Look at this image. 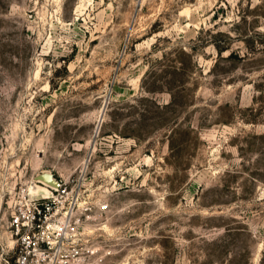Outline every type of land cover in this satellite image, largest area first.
Segmentation results:
<instances>
[{
  "label": "rangeland",
  "instance_id": "obj_1",
  "mask_svg": "<svg viewBox=\"0 0 264 264\" xmlns=\"http://www.w3.org/2000/svg\"><path fill=\"white\" fill-rule=\"evenodd\" d=\"M0 264H264V0H0Z\"/></svg>",
  "mask_w": 264,
  "mask_h": 264
},
{
  "label": "built area",
  "instance_id": "obj_2",
  "mask_svg": "<svg viewBox=\"0 0 264 264\" xmlns=\"http://www.w3.org/2000/svg\"><path fill=\"white\" fill-rule=\"evenodd\" d=\"M51 206H53V204L49 203V202L42 203V204H40V206H37L35 212L33 213V217L30 220H28L26 225H29V223H31V229L35 228V226L37 224H40L42 219L47 216V212H48V210L49 211L51 210L50 209ZM46 207H48L49 209L46 210ZM15 221H16L17 228H19L20 218L19 217L16 218ZM22 224H24L23 221H22ZM22 257L25 260V259H27L28 254L22 253Z\"/></svg>",
  "mask_w": 264,
  "mask_h": 264
},
{
  "label": "water",
  "instance_id": "obj_3",
  "mask_svg": "<svg viewBox=\"0 0 264 264\" xmlns=\"http://www.w3.org/2000/svg\"><path fill=\"white\" fill-rule=\"evenodd\" d=\"M47 180H52V181L54 180L56 181L57 185L59 184V181L51 176H47Z\"/></svg>",
  "mask_w": 264,
  "mask_h": 264
},
{
  "label": "bare ground",
  "instance_id": "obj_4",
  "mask_svg": "<svg viewBox=\"0 0 264 264\" xmlns=\"http://www.w3.org/2000/svg\"><path fill=\"white\" fill-rule=\"evenodd\" d=\"M49 181H50L51 185H52V184H55V185L57 186L56 181H54V180H53V181H52V180H49Z\"/></svg>",
  "mask_w": 264,
  "mask_h": 264
}]
</instances>
